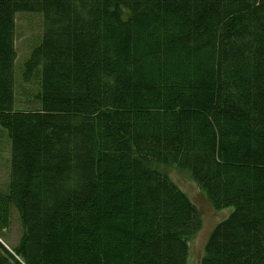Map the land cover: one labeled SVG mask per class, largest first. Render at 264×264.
Returning a JSON list of instances; mask_svg holds the SVG:
<instances>
[{"label": "trees", "instance_id": "trees-1", "mask_svg": "<svg viewBox=\"0 0 264 264\" xmlns=\"http://www.w3.org/2000/svg\"><path fill=\"white\" fill-rule=\"evenodd\" d=\"M0 131V264H190L171 170L232 207L199 264H264V0H0Z\"/></svg>", "mask_w": 264, "mask_h": 264}, {"label": "rangeland", "instance_id": "rangeland-1", "mask_svg": "<svg viewBox=\"0 0 264 264\" xmlns=\"http://www.w3.org/2000/svg\"><path fill=\"white\" fill-rule=\"evenodd\" d=\"M41 15L36 13H18L15 16L16 25V48L18 59L16 63L17 70L21 62L28 54L32 44L37 40L42 31ZM18 76V75H17ZM19 79H17L18 82ZM9 155L10 150L7 140L4 138V133L0 131V188L4 185L9 172ZM173 180L179 187L188 195L195 203L202 214L201 229L193 236L190 241L189 263L199 264L203 246L211 231V228L218 222L225 219L232 210V207H227L221 210H214L207 201L204 193L198 189L196 184L188 179L186 175L171 170ZM19 234V225L17 216L12 210L8 214V223L1 233V238L8 246H13ZM4 243V244H5Z\"/></svg>", "mask_w": 264, "mask_h": 264}]
</instances>
